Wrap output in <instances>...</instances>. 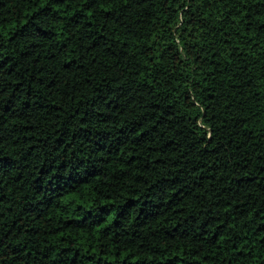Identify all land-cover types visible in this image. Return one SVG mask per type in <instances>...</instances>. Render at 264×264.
<instances>
[{"label":"trees","instance_id":"obj_1","mask_svg":"<svg viewBox=\"0 0 264 264\" xmlns=\"http://www.w3.org/2000/svg\"><path fill=\"white\" fill-rule=\"evenodd\" d=\"M0 264H264V0H0Z\"/></svg>","mask_w":264,"mask_h":264}]
</instances>
